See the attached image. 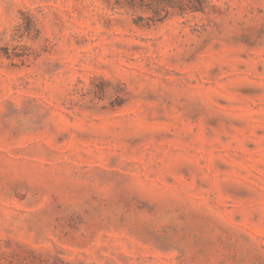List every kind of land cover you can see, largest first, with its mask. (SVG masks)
<instances>
[{"label": "rangeland", "instance_id": "1", "mask_svg": "<svg viewBox=\"0 0 264 264\" xmlns=\"http://www.w3.org/2000/svg\"><path fill=\"white\" fill-rule=\"evenodd\" d=\"M0 264H264V0H0Z\"/></svg>", "mask_w": 264, "mask_h": 264}, {"label": "trees", "instance_id": "2", "mask_svg": "<svg viewBox=\"0 0 264 264\" xmlns=\"http://www.w3.org/2000/svg\"><path fill=\"white\" fill-rule=\"evenodd\" d=\"M201 6H202V3H201ZM199 11H204V7H201V8L199 9Z\"/></svg>", "mask_w": 264, "mask_h": 264}]
</instances>
